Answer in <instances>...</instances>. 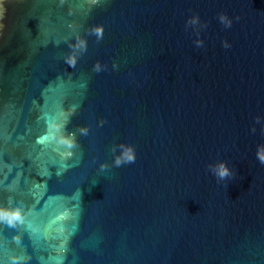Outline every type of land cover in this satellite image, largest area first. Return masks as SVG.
I'll use <instances>...</instances> for the list:
<instances>
[{
	"label": "water",
	"instance_id": "water-1",
	"mask_svg": "<svg viewBox=\"0 0 264 264\" xmlns=\"http://www.w3.org/2000/svg\"><path fill=\"white\" fill-rule=\"evenodd\" d=\"M2 23L0 205L25 222L0 264H264V0H7ZM69 110L62 162L36 140Z\"/></svg>",
	"mask_w": 264,
	"mask_h": 264
},
{
	"label": "clouds",
	"instance_id": "clouds-1",
	"mask_svg": "<svg viewBox=\"0 0 264 264\" xmlns=\"http://www.w3.org/2000/svg\"><path fill=\"white\" fill-rule=\"evenodd\" d=\"M63 2V0H62ZM91 4H96L98 0H89ZM7 11V0H0V28L3 27V19ZM226 18L221 17V20L224 21ZM196 20L193 19L192 23H195ZM229 26H230V22ZM98 36L103 33V26L98 25L94 29ZM227 41L224 42V47H229ZM73 47L85 48L86 41L81 38H77V44ZM66 63H68L71 67H75L76 57L74 55L66 58ZM98 67V66H97ZM74 114V111H61L54 117H46V125L47 130L45 134L41 137H38L36 140L37 144L41 145H52L53 151L63 162L66 159L70 158L73 153L71 151L72 148L76 147V140L74 133H64L62 129L66 126L68 118ZM82 132H86V129H81ZM63 149V150H61ZM258 157L262 163H264V147H261L258 151ZM135 159V151L131 146L124 147L123 153L120 157H117L116 164L119 165L122 162H133ZM217 175L221 178H224L229 175V170L227 166L223 163L217 166L216 168ZM69 217V213L64 211L58 214L55 217V221L66 220ZM53 221V223L55 222ZM0 222L6 223L9 227H17L18 225H22L25 222V213L23 208L17 206L15 208H9L0 205ZM63 232L64 230L61 228L59 230ZM14 239L19 240L20 237L16 236ZM61 251H63V244H61ZM13 264H17L19 261L18 257H11Z\"/></svg>",
	"mask_w": 264,
	"mask_h": 264
},
{
	"label": "snow or ice",
	"instance_id": "snow-or-ice-1",
	"mask_svg": "<svg viewBox=\"0 0 264 264\" xmlns=\"http://www.w3.org/2000/svg\"><path fill=\"white\" fill-rule=\"evenodd\" d=\"M36 187L39 188L40 187V184H37ZM44 187H45V185H44Z\"/></svg>",
	"mask_w": 264,
	"mask_h": 264
}]
</instances>
